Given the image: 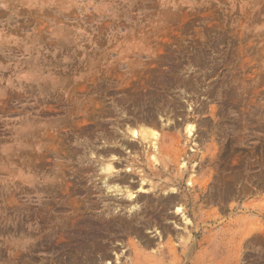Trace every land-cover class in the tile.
<instances>
[{
  "label": "rangeland",
  "instance_id": "obj_1",
  "mask_svg": "<svg viewBox=\"0 0 264 264\" xmlns=\"http://www.w3.org/2000/svg\"><path fill=\"white\" fill-rule=\"evenodd\" d=\"M152 107L171 110L164 138L179 134L210 184L195 214L211 223L189 216L179 263L264 264V0H0V264H86L67 248L106 223L100 130ZM124 234L97 235L113 241L112 264L143 247Z\"/></svg>",
  "mask_w": 264,
  "mask_h": 264
},
{
  "label": "bare ground",
  "instance_id": "obj_2",
  "mask_svg": "<svg viewBox=\"0 0 264 264\" xmlns=\"http://www.w3.org/2000/svg\"><path fill=\"white\" fill-rule=\"evenodd\" d=\"M148 108L150 109L149 106ZM152 108L151 113L135 115L129 120L113 117L114 122L111 123L110 130L107 131L108 128L100 130L97 141L101 142V148L97 147V160L95 161L98 164H96V176L99 183L97 197L101 214L105 216L106 223H92L83 230L81 229L79 236L74 233L75 237L73 236L70 240L71 246L69 245L67 248L70 257L66 258V261L73 262V260L83 259V263L86 262V264H112L113 241L104 243L107 239L104 236L97 237L98 233L107 236L108 234L116 235L117 232L134 233L145 239L142 241L143 247L141 244L133 247L129 244L131 257L125 264H180L175 241L182 244L184 249L192 250L194 231L188 229V226L196 223V220L193 221L189 216L196 213V208L202 210L204 207L203 205L197 206L200 195H196L195 191L196 189H199L200 192L204 190L209 195V180L197 179L193 174L195 168L189 164L196 156L188 155L190 152L178 145L175 138L179 137V134H176L175 138L174 136L164 138V135L171 136L165 134L167 128L169 131L176 128V124H173L176 122H173V119L165 120L167 123L163 122L162 115L165 113L168 119L171 118L168 116L170 108L169 112L167 108ZM187 125L186 130L189 136L193 137L195 135L194 125L189 123ZM160 128L163 132L162 135L158 131ZM130 139L140 142V145L137 143L139 145L137 146ZM106 145L113 147L107 148ZM88 147L90 148V146ZM125 152H128L131 158L125 156L124 162L127 164L125 173L122 174L119 160H122ZM132 154H134L133 157ZM136 178L137 182H135ZM258 207L257 203L252 204L251 212H257ZM109 217L112 219L110 220ZM194 217L197 219V223H211L210 216L205 213L204 215L195 214ZM182 221L185 223L184 236L178 234L176 230L177 223ZM146 231L156 233L159 241L154 242L152 239L146 238ZM163 233H167L169 240L162 245L160 239H162ZM96 238L99 240L94 241ZM119 243L116 245L119 246ZM96 245L97 248H95ZM144 247L151 251L146 252L143 250ZM115 255H117L116 261L120 260L121 255L118 256L117 252Z\"/></svg>",
  "mask_w": 264,
  "mask_h": 264
}]
</instances>
